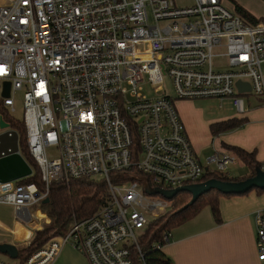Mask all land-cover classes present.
I'll return each mask as SVG.
<instances>
[{"label":"built area","instance_id":"2783aa9c","mask_svg":"<svg viewBox=\"0 0 264 264\" xmlns=\"http://www.w3.org/2000/svg\"><path fill=\"white\" fill-rule=\"evenodd\" d=\"M216 56L230 68H216ZM263 63L264 20L249 23L223 0H0V107L14 111V94L23 92L27 147L46 187L0 182V203L31 221L30 207L54 183L100 177L107 185L93 216L74 220L23 264H50L65 244L91 264H147L143 237L171 201L146 187L173 190L203 182L208 171L176 102L231 99L245 112L243 95L264 99ZM238 80L251 91L240 93ZM146 84L157 95L144 93ZM212 161L213 171L226 172L235 157ZM255 223L264 257L260 210Z\"/></svg>","mask_w":264,"mask_h":264},{"label":"crops","instance_id":"0c3cea01","mask_svg":"<svg viewBox=\"0 0 264 264\" xmlns=\"http://www.w3.org/2000/svg\"><path fill=\"white\" fill-rule=\"evenodd\" d=\"M241 6L253 12L246 5ZM251 94L243 95L246 111L242 113L231 99H182L176 102L197 157L208 170L216 168L212 161L216 153H228L235 157V163L226 172L231 177H248L243 176V169L252 167L240 160L226 145L255 152L256 159L264 162V99L255 95L258 99L251 100ZM205 100L217 102L220 110L209 111L205 104H201ZM235 118L246 121L240 128L213 135L212 124ZM210 147L213 155L210 154ZM233 168L235 176L231 173ZM220 208L221 223L215 220L212 209L206 206L192 219L171 229L170 240L162 251L172 258L174 264H264V257L257 248L255 223L257 211H262L264 216V193L252 190L245 195L223 196L220 198ZM39 212L40 209L34 214V219L42 221L43 217H48L42 214L43 217L39 218ZM32 221L15 218L7 224L0 222V243L15 244L18 248L28 245L34 232L42 228L41 225H29ZM18 263L19 260L14 264ZM50 264L91 263L85 254L71 244H65Z\"/></svg>","mask_w":264,"mask_h":264},{"label":"trees","instance_id":"16d2710c","mask_svg":"<svg viewBox=\"0 0 264 264\" xmlns=\"http://www.w3.org/2000/svg\"><path fill=\"white\" fill-rule=\"evenodd\" d=\"M235 10L241 14L249 23L257 24L262 19L255 17L247 9L235 3ZM4 120L10 124L12 129L19 133V143L21 154L33 167V174L21 179L23 183H35L39 191H45V183L42 180L41 172L30 155L27 147V133L25 123L9 116L8 111L4 110ZM245 119H232L228 121L212 124L213 135L231 131L244 125ZM235 155L250 165L254 175L256 167L264 169V162H259L255 157V152H249L239 146L226 145ZM217 178L225 181L241 180L245 178L231 177L227 172L208 170L204 175V181ZM258 193H264V189L255 188ZM251 190V191H252ZM249 191V192H251ZM248 192V193H249ZM107 193L106 182L102 178L83 177L73 179L69 182L54 183L50 187L49 201L42 203L44 213L51 219V225L37 230L28 245L19 247L18 264H23L27 258L40 250L52 237L65 235L71 228L74 220L82 221L93 216L105 201ZM245 193V194H248ZM241 194V195H245ZM237 194H223L217 190H212L202 195L193 205L182 209L192 199V194L188 191L179 192L171 201V210L154 218L143 237V247L145 250V260L147 264H174L171 257L167 256L162 249L153 246L154 243H163V233L195 217L204 207L212 209L215 220L222 222L220 198L223 196H233Z\"/></svg>","mask_w":264,"mask_h":264},{"label":"water","instance_id":"95a60500","mask_svg":"<svg viewBox=\"0 0 264 264\" xmlns=\"http://www.w3.org/2000/svg\"><path fill=\"white\" fill-rule=\"evenodd\" d=\"M236 86L240 93L250 92L251 84L238 80ZM9 90V83L7 84ZM9 93H7L8 95ZM0 127L4 129L0 133V182H9L21 180L33 174V167L27 159L21 154L19 133L10 127L3 117L0 118ZM264 189V169L256 167V173L245 179L225 181L217 178H211L200 183L185 185L173 190L153 189L149 186L146 191L149 194H162L166 199L172 200L179 192L188 191L192 194V199L182 209L193 205L202 195L217 190L223 194H245L252 189ZM49 201V198L43 200V203ZM0 252L8 254L11 258H17L19 248L15 244L0 243Z\"/></svg>","mask_w":264,"mask_h":264},{"label":"rangeland","instance_id":"374dc122","mask_svg":"<svg viewBox=\"0 0 264 264\" xmlns=\"http://www.w3.org/2000/svg\"><path fill=\"white\" fill-rule=\"evenodd\" d=\"M175 1L180 6H190V5H193L194 2H195V0H175ZM223 2L228 8H230L232 10H235V3H238L240 5L244 4L248 8H251L253 10V12L252 11L251 12L257 18L264 20V0H223ZM220 51H222V49H217L216 53H218ZM225 62H226V58L224 56H216L214 58V64H215L216 68L229 69L230 67H228L227 65L225 66ZM263 70H264V65H263ZM164 86H165V89L168 91V93L170 95H174V87L172 85V81H171V78L169 76L165 77ZM144 93L148 94L150 97L157 95V93L155 91H153V89L149 86V84L145 85ZM247 98L248 97H246V99ZM250 98H251V100L258 99V97L255 96V94H251ZM14 99H15V110L14 111L11 110L10 113H8V114L13 119L22 121L23 117H24V111H25V109H24V100H23V92L19 91L16 94H14ZM201 104L202 105L205 104L206 106H204V107H206L211 112L220 110L219 107H218V103L214 102V101L205 100ZM4 116H6V115H4V112H3L2 108L0 107V118L3 117V119H4ZM3 130L4 129H2L0 127V133ZM213 152L214 151L210 147V154L213 155ZM50 153L54 154V153H56V150L55 149H51ZM203 161L205 162L206 159L203 158ZM231 173H233V176H235V168L232 169ZM243 174H244L243 176H248V177L252 176V174H253L252 168H249V167L244 168L243 169ZM97 178H100V177H97ZM38 209H40V212H41V213L40 212L38 213L39 214V218L43 217L42 214L47 215L46 213H44V211L42 209V206H39V204L30 207V211L32 212V214H36ZM170 210H171V206L167 207V209H165L163 211H160L159 215H161L163 213L165 214V213H167ZM150 217H153V216H150ZM15 218L19 219L16 209L12 205H9L7 203H0V222H2L4 224H7V223H10ZM32 219H33V221L30 222V224H29L31 226H39V225H41L42 228L41 227L40 228L43 229V228L51 225V219L49 217H47V218L43 217L42 221H40L38 219H34V217ZM35 232H34V234H35ZM32 238H31V240H32ZM53 238L54 237H52L51 239H53ZM31 240H30V242H31ZM48 242H46V243H48ZM0 257L5 259L6 261L10 262L11 264H14V263H16L18 261L17 258H15V259L11 258L8 254H4V253H1V252H0Z\"/></svg>","mask_w":264,"mask_h":264}]
</instances>
